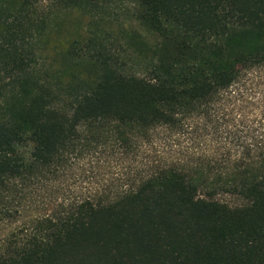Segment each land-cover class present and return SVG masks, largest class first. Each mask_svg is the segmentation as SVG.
<instances>
[{"label":"trees","instance_id":"trees-1","mask_svg":"<svg viewBox=\"0 0 264 264\" xmlns=\"http://www.w3.org/2000/svg\"><path fill=\"white\" fill-rule=\"evenodd\" d=\"M115 1L0 0V225L85 141L164 128L206 154L25 223L0 264H264V82H240L264 71V0H134L153 40L136 33L126 56L98 33ZM59 11L90 28L50 76L39 66Z\"/></svg>","mask_w":264,"mask_h":264},{"label":"rangeland","instance_id":"rangeland-1","mask_svg":"<svg viewBox=\"0 0 264 264\" xmlns=\"http://www.w3.org/2000/svg\"><path fill=\"white\" fill-rule=\"evenodd\" d=\"M50 8L48 3L40 5L41 11ZM134 8V0H116L111 5V19L101 22L98 28L99 34L110 33L109 40L123 56L126 53L121 46L128 47L131 54L135 51L131 37L136 33L142 34L148 42L153 40L151 35L131 22ZM53 18L58 26L57 32L44 44L42 59L45 63L39 66L42 73L46 71L50 76L61 71L63 52L74 40L85 36L86 41L90 28L89 17L79 11H59ZM240 82H264V71L245 75ZM191 138L192 134L162 128L129 142L112 133L97 142L85 141L77 151L67 154L50 174L40 180V184L28 190L27 204L31 203V208L0 225V246L12 232L36 218L53 215L85 198L99 199L119 193L158 167L173 163H196L199 155L206 153ZM221 198L232 206L244 203L235 196Z\"/></svg>","mask_w":264,"mask_h":264}]
</instances>
